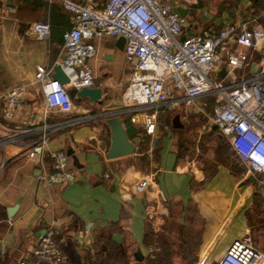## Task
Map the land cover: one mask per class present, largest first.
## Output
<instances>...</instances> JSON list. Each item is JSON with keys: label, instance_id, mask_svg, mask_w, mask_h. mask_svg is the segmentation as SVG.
Returning a JSON list of instances; mask_svg holds the SVG:
<instances>
[{"label": "crops", "instance_id": "1", "mask_svg": "<svg viewBox=\"0 0 264 264\" xmlns=\"http://www.w3.org/2000/svg\"><path fill=\"white\" fill-rule=\"evenodd\" d=\"M187 8L185 32L258 9L250 0H196ZM69 16L56 1L0 0V111L5 89L25 83L21 104L9 117L0 112V264H217L232 238L264 248V190L244 172L226 138L206 118L195 124L193 143L179 134L192 112L204 111V103L201 109L160 104L152 133L141 130L143 112L150 108L132 110V133L125 130L129 137L138 136L133 149L106 155L109 128L102 112L130 114L123 101L126 70L116 35L90 39L95 52L86 62L92 71L89 85L99 88L97 99L79 95L80 86H68L70 111L45 107L35 65L51 66L52 75ZM34 19L48 22L46 36L24 31ZM252 66L250 60L248 69L239 67L236 74ZM43 109L41 119L26 123L30 112ZM41 122L48 124L47 148L65 150L74 179L40 181L49 156L27 157L25 148L39 134ZM140 173L150 178L137 190L133 182ZM47 225L54 227L62 253L57 262L31 253Z\"/></svg>", "mask_w": 264, "mask_h": 264}, {"label": "built area", "instance_id": "2", "mask_svg": "<svg viewBox=\"0 0 264 264\" xmlns=\"http://www.w3.org/2000/svg\"><path fill=\"white\" fill-rule=\"evenodd\" d=\"M57 1L69 12V25L61 32L58 60L66 81L49 74L51 66L36 64L34 80L39 84L46 108L68 112L72 100L67 87L89 85L92 71L86 57L95 52L91 38L103 34L122 35L126 80L123 101L130 111L150 108L142 115V130L152 133L156 107L160 104L201 109L198 97L211 98L208 121L229 143L244 166V172L264 190V6L235 21L217 26H202L186 33L188 14L180 15L175 4L187 8L196 0H46ZM188 11V8H187ZM37 37L48 34L44 19L29 21L24 29ZM184 33L180 39L179 35ZM255 52L254 57L249 56ZM254 69L237 75L236 69ZM224 62V73H216ZM210 74L215 75L212 78ZM25 83L9 86L3 93L1 115L9 117L21 104ZM46 109L32 111L26 123L41 119ZM39 134L28 141L25 155L49 163L38 174L43 183L62 184L74 179L62 148H47L48 124H39ZM25 130L27 127H21ZM150 174L140 173L133 182L142 189ZM54 227L47 225L31 247L36 259L57 262L62 253L54 237ZM217 264H264V248H257L240 238H232L218 255ZM21 264H33L21 260Z\"/></svg>", "mask_w": 264, "mask_h": 264}, {"label": "water", "instance_id": "3", "mask_svg": "<svg viewBox=\"0 0 264 264\" xmlns=\"http://www.w3.org/2000/svg\"><path fill=\"white\" fill-rule=\"evenodd\" d=\"M175 9L180 15L186 16L189 12L187 8L181 6L179 4H175ZM190 32L187 30L186 33ZM184 33L179 35L181 39ZM123 36L116 35L115 44L118 47L122 46ZM254 69V64L251 70ZM216 73L218 75H222L224 73V62L220 63V67L217 69ZM52 76L58 78L60 81H66L67 76L60 68L58 63H55L53 66ZM71 96V92H69ZM77 93L79 95H87L91 100H96L99 95V88L98 86H91V85H81L77 89ZM102 114L104 115L103 119L109 128V142L106 149L107 156H114L119 154H125L130 152L134 147V142L137 140L138 136L129 137L126 133L125 126L122 121V117L116 111H103Z\"/></svg>", "mask_w": 264, "mask_h": 264}, {"label": "rangeland", "instance_id": "4", "mask_svg": "<svg viewBox=\"0 0 264 264\" xmlns=\"http://www.w3.org/2000/svg\"><path fill=\"white\" fill-rule=\"evenodd\" d=\"M210 76L212 78H215V75H213V74H210ZM209 99H210V96L208 94L198 97L197 103H200V102L204 103V106H205V109L203 108L204 111L192 112L190 114L189 120L184 124V129L179 133L180 135L182 134L183 137L186 139V141H188L190 143H193V141L195 140V134L197 132V129L194 126H197L199 123L204 121L205 118L208 121V117H207V115L209 113L208 108L210 110V107H209L210 102L209 101H211V99L210 100ZM195 124H197V125H195ZM214 131H215V129H214ZM177 150H178V152H180L182 154H191V152L189 150H186L185 147H183V148L177 147Z\"/></svg>", "mask_w": 264, "mask_h": 264}, {"label": "trees", "instance_id": "5", "mask_svg": "<svg viewBox=\"0 0 264 264\" xmlns=\"http://www.w3.org/2000/svg\"><path fill=\"white\" fill-rule=\"evenodd\" d=\"M251 1V4L254 6V7H262L264 6V0H250ZM57 2V1H56ZM60 5V4H59ZM61 6V5H60ZM62 7V6H61ZM264 23V18L261 19ZM211 99V98H210ZM209 99V100H210ZM209 107L211 105V101H209ZM122 121H123V124L124 126L126 127V130H128V133L131 134L132 132L129 130V125H128V122L130 121L129 120V117H128V111H126L125 113L122 112ZM140 129V128H139ZM142 130V129H141ZM142 133H145L143 130H142Z\"/></svg>", "mask_w": 264, "mask_h": 264}]
</instances>
